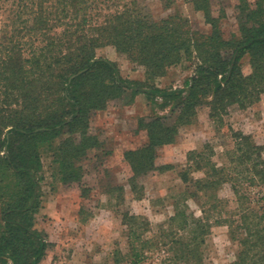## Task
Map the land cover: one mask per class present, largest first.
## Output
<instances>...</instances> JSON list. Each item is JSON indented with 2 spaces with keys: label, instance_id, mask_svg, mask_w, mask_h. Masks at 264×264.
<instances>
[{
  "label": "trees",
  "instance_id": "16d2710c",
  "mask_svg": "<svg viewBox=\"0 0 264 264\" xmlns=\"http://www.w3.org/2000/svg\"><path fill=\"white\" fill-rule=\"evenodd\" d=\"M5 20L0 32V264H42L50 242L36 227L42 208L44 151L51 154V177L64 186L78 185L82 198L93 191L84 183L82 163L103 146L92 119L111 103L135 102L143 94L152 115L138 120L147 142L124 153L132 170L136 198L141 179L159 168V151L178 142L200 112L223 128L232 110H246L264 95V0H235L238 33L226 38V9L214 15L213 0H190L204 14L205 33L182 16L157 20L140 0H1ZM169 5L174 0H168ZM113 47L145 80L124 78L118 65L97 51ZM249 59V72L243 59ZM188 62L193 74L183 87L156 84L173 67ZM167 112L166 114H160ZM232 131L228 165L215 162L211 144L187 154L179 172L184 190L173 202L168 230L145 237L148 220L125 212L128 264H142L147 250L165 248L161 264H205L207 237L227 226L239 246L233 264H264V146ZM196 173L202 176L196 177ZM230 185L235 207L220 198ZM124 201V187L109 190ZM200 203L201 216L188 201ZM80 215H86L81 208Z\"/></svg>",
  "mask_w": 264,
  "mask_h": 264
},
{
  "label": "rangeland",
  "instance_id": "374dc122",
  "mask_svg": "<svg viewBox=\"0 0 264 264\" xmlns=\"http://www.w3.org/2000/svg\"><path fill=\"white\" fill-rule=\"evenodd\" d=\"M140 1L157 20L182 15L202 32H211L204 14L196 11L190 0H174L169 6L168 0ZM250 1L255 3L257 0ZM234 5L235 0H213L215 16L220 15L221 7L226 9L227 18L222 22L226 38L238 33ZM0 6L7 8L1 0ZM4 20L5 15L0 11V32ZM97 55L115 62L124 78L145 80L143 69L118 54L115 48H100ZM242 63L244 72L248 73V57ZM192 69V65L185 62L171 68L156 84L162 88L180 89L192 76ZM135 99L131 105H126V101L113 102L92 119V131L100 134L104 143L81 162L85 170L84 183L93 189L88 199L82 198L78 185L64 186L51 177V154L44 151L45 180L41 184L42 208L37 215L36 227L46 234L50 247L42 264H128V237L122 226V214L130 212L148 220L151 227L145 234L147 238L160 236L162 227L167 231L166 225L175 213L173 202L184 190L179 172L186 166L189 152L201 151L206 144H211L216 153L215 162L220 166L228 165L227 152L234 147L232 129L251 136L258 145L264 146V95L259 103L246 110H232L223 128L210 120L207 111H202L192 126L181 131L176 144L159 151L155 161L157 166L172 168L156 170L142 178L144 195L138 199L129 184L132 170L125 162L124 153L147 142V133L138 131V120L151 116L153 107L143 94ZM195 176L202 174L196 173ZM114 186L124 187V201L109 193ZM219 196L230 201V208L235 207L230 185H225ZM187 204L190 212L201 216L197 200H189ZM81 208L85 209L86 215L79 214ZM238 251L239 246L231 239L229 228L215 226L207 237L205 264H233ZM170 256L165 248H154L146 251L142 264H161Z\"/></svg>",
  "mask_w": 264,
  "mask_h": 264
}]
</instances>
